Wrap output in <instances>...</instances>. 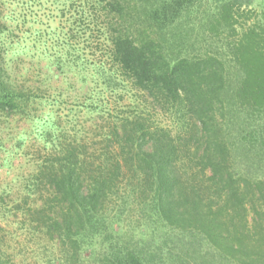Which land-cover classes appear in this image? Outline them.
I'll use <instances>...</instances> for the list:
<instances>
[{
    "label": "trees",
    "instance_id": "1",
    "mask_svg": "<svg viewBox=\"0 0 264 264\" xmlns=\"http://www.w3.org/2000/svg\"><path fill=\"white\" fill-rule=\"evenodd\" d=\"M1 2L6 7L24 0ZM64 2L78 9L72 33L88 22L105 39V61L91 64L100 84L113 90L130 85L153 100L146 99L152 110L156 103L179 121L195 117L198 128L174 134L151 127L141 108L112 123L107 139L117 143L113 159L88 162L84 151L70 147L41 166L37 180L51 192L29 214L57 243V264H264V26L238 31L235 0ZM3 10L0 113L10 114L23 112L30 100L10 67L12 55L22 57L21 39H10L24 18ZM100 21L105 24L99 27ZM201 28L241 33L228 62L217 52L188 55ZM50 137L45 132L47 143ZM130 172L140 177L132 189ZM121 186L135 193L136 202L122 196L111 214L107 193ZM134 206L139 225L127 227ZM3 231L0 225V264H15Z\"/></svg>",
    "mask_w": 264,
    "mask_h": 264
},
{
    "label": "rangeland",
    "instance_id": "2",
    "mask_svg": "<svg viewBox=\"0 0 264 264\" xmlns=\"http://www.w3.org/2000/svg\"><path fill=\"white\" fill-rule=\"evenodd\" d=\"M1 1L7 0H0V11L6 8L3 11H15L24 18L10 39L13 44L21 39L22 57L16 59L12 55L10 67L16 83L30 100L23 112L0 113L2 235L6 253L13 256L15 264H57L60 257L57 243L41 231L29 214L30 209L32 212L34 207H43L51 192L49 185L37 180L39 168L56 161L61 151L70 147L84 151L88 162L98 163L110 156L113 159L117 143L107 139L112 123L119 122L118 118L138 115L141 108L151 127L171 128L174 134L198 128L195 125L198 122L188 116L179 121V115L175 117L156 103L153 106L151 103L152 110L146 99L153 100L130 85L113 90L100 84L91 75V64L105 61V39L88 22H81L78 34L75 30L71 32L75 28L73 21L78 18L77 6L68 7L64 0L55 4L54 0H24L19 5L7 3L4 7ZM235 1L240 7L236 12L238 31L252 26L260 30L264 26V0ZM105 23L100 21L99 27ZM240 34L223 29L212 33L201 28L192 38L194 46L189 47L188 55L203 57L218 53L228 62ZM62 47L69 49L68 56L61 52ZM107 66L113 68L111 63ZM45 132L51 133L52 143L45 141ZM126 178L128 183L124 179L122 183L129 184L130 189L140 181L131 172ZM107 194L105 209L111 214L117 210L122 196L128 203L136 202L137 197L126 188L122 192V186ZM250 207L255 215L258 205ZM137 217L134 206L126 214L124 224L137 227Z\"/></svg>",
    "mask_w": 264,
    "mask_h": 264
}]
</instances>
